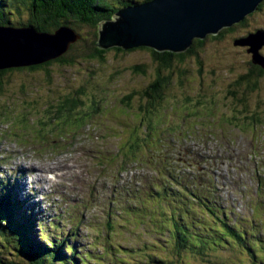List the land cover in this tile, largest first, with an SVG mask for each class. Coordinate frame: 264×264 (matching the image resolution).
I'll return each mask as SVG.
<instances>
[{
    "label": "rangeland",
    "instance_id": "1",
    "mask_svg": "<svg viewBox=\"0 0 264 264\" xmlns=\"http://www.w3.org/2000/svg\"><path fill=\"white\" fill-rule=\"evenodd\" d=\"M96 1L108 4L106 15L109 16L99 15L94 19L109 20L116 11L125 7L121 3L144 0ZM6 2L10 8L13 1ZM69 20L80 34L81 41H75L78 48L90 46L97 40L99 23L91 26L72 18ZM223 29L216 33L223 31L221 36L216 39L206 36L204 43L195 47L199 53L196 61L201 63V67L194 59L187 57L185 62L175 63L167 70L171 79L164 89L161 106L153 112L148 109L147 114L143 112V115L135 109L140 102L139 92L152 81L156 68L148 47L120 48V52L114 51L117 47L106 49L104 60L98 65L79 55L69 65L61 66L53 62L50 82L46 81L45 73L40 70H13L2 76L0 198L3 194L8 195L12 203L11 211L17 209L20 217L16 211L13 220H7V213L0 219V261H9L20 249L18 242L21 239L14 241L17 238L14 224L20 230L31 222L30 238L33 241L41 244L45 241L52 245L64 240L63 245H73L76 254L83 256L84 262L79 261V264H146L150 255L164 257L170 264H178V260L182 264H264V38L257 49V63L253 62V53L248 52V45L234 43L235 39L254 34L257 29L264 32V3L238 21L233 30ZM254 41L257 43L260 38ZM70 53L74 55L75 51L70 50ZM258 63L262 64L263 69L260 68V75L253 76L247 82L248 85L255 82L256 86L247 97L246 106L242 108L238 102L226 99V93L231 88L228 84L238 74H246ZM141 64L145 65L144 74L132 69L133 65ZM167 71L165 75H169ZM81 84L85 85L81 100L85 104L98 101L96 106L102 107V113L79 120L85 125L77 130L73 139L54 143L56 152L51 151L50 147L46 148V145L38 146L37 140L28 135L32 127H40L43 136H49V140L63 133L60 122L42 118L38 113L31 115L32 110L22 109L24 103L33 101L32 106L37 107L49 99L75 90ZM130 91H137L132 113L138 116L127 115L121 110L127 107L120 102V98ZM202 95L206 98H201L200 102L194 98ZM185 96L189 100L186 101ZM138 118L140 127L135 123ZM63 126L68 128L71 125L65 123ZM131 130V141L138 139L136 146L144 140L149 145L137 150L136 157L123 165L117 150L123 148L127 152L122 140ZM182 146H195L193 149L186 148L188 155L185 158L188 156L186 159L189 163L179 156ZM215 149L219 150L216 168V165H210L208 159ZM147 156L155 157L158 161L166 156L160 168L163 165L171 174L166 175L163 182L175 181L178 172L185 182H190L195 174L201 180H208L210 168H215L217 185L222 194L219 212L227 215L231 223L235 220L234 226L239 232H244L242 240H224L223 247L205 248L206 256L192 254L186 247L174 251L172 245L179 239L173 240L169 235L171 232L168 231L171 229L173 232L175 226L168 218H150L158 221V229L145 223L139 225L138 215L126 216L117 204L110 201L104 206L110 194L113 196V193H117V179L119 182L125 181L131 173L153 176V171L142 163ZM190 156L196 158L197 164ZM249 162L251 166H248ZM254 165L259 167V176ZM188 166L192 171L183 172ZM122 168L128 170L116 176V171ZM77 174L82 177H76ZM63 178L68 181L63 182ZM15 185L21 186L15 194L17 198H14L13 192ZM14 202L17 203L16 208ZM127 205L123 203L122 206ZM143 213L146 215V212ZM204 215L191 213L188 221H191L194 229L203 230L200 219ZM213 225L214 222H207L206 226ZM153 228L159 233L154 232ZM40 236L44 241L39 239ZM225 237L229 238L230 235L225 232ZM187 238L189 235L185 234L183 244L191 247L192 243ZM1 249H8L5 258ZM61 251L66 258L71 257L63 247ZM23 253L17 254L23 258L19 262L29 264L24 260Z\"/></svg>",
    "mask_w": 264,
    "mask_h": 264
},
{
    "label": "trees",
    "instance_id": "2",
    "mask_svg": "<svg viewBox=\"0 0 264 264\" xmlns=\"http://www.w3.org/2000/svg\"><path fill=\"white\" fill-rule=\"evenodd\" d=\"M6 1H13L11 7L8 8ZM145 1V0H144ZM144 1L139 2H129L127 1L123 6H128V4L138 5ZM264 1V0H262ZM261 1V2H262ZM260 2V3H261ZM259 3V5H260ZM108 4L104 1L97 2L96 0H0V25L4 26H14V27H22V26H32L36 31L41 32H53L58 27L64 25L72 28L79 36V32L75 30L71 21L77 20L81 23L89 24L91 26L97 25L102 19H94V17L99 15L109 16L106 13L109 11ZM97 12V13H96ZM113 15V14H112ZM244 21H242L243 23ZM233 26L226 27L223 30H233ZM259 30V29H257ZM256 30V31H257ZM223 31L219 34L215 35H207V38L216 39L219 35L221 36ZM242 37V36H240ZM79 39V38H78ZM204 39H193L191 46L187 48L185 51L179 53H172L169 51L157 52L151 48H148L150 52V56L152 60L156 64L155 73L153 75L152 81H150L147 87L139 92V99L135 109L139 112H143L147 114L148 109L151 112L156 111L157 108L161 106V101L164 98V89L168 87L171 79L170 73L167 71L172 67L173 64H181L185 62L186 58L194 59V61L198 60L199 53L196 46H201L204 43ZM81 38L77 41L80 42ZM236 41V39H235ZM76 42V43H77ZM96 39L91 43L90 46L80 47L78 48L75 42L71 43L68 50L64 52L61 56L56 59L49 60L47 62L24 67V68H10L0 70V87H1V78L2 76L10 71L23 70L28 69L30 71L40 70L45 73V79L47 82L51 81L52 78V70L50 66L53 62H57L61 66L69 65L75 62V56H83L85 59H89L93 61L96 65L103 62L104 54L107 52L106 50L99 49L96 47ZM144 48V47H140ZM116 52H120V48H114ZM70 50H74L75 54L72 55ZM101 61V62H100ZM198 67H201V63L196 61ZM255 67L249 69L247 73L238 74L232 81V83L228 84V87H231L226 93V99L229 98L231 101L238 102L242 108L246 106L248 102L247 97L254 91V87L256 86L255 82H251V85H248V81L253 76H258L262 72L261 64H254ZM262 68V69H260ZM132 69L145 73V65H133ZM257 70V72H256ZM168 72L169 75H165L164 72ZM200 71V69H199ZM248 82V83H247ZM180 84V83H179ZM85 85L81 84L76 87L75 90L69 91V93L58 96L55 99H49L47 102H44L41 105H36L37 107H33V101H27L24 103L22 109L24 111L32 110V114L38 113L42 118H48L53 120L54 122H60V131L63 132L55 137H51L49 140L47 137L43 136L41 133L40 127H32V131L28 133V135L33 136L37 140V145L42 146L46 145V148L51 149V151L56 152V144L57 142H61L67 140L68 138L73 139V136L77 135V130L80 129L81 126L85 125V123L78 122L83 119L85 116L91 117L92 114L98 115L102 113V107H97L98 101H92L87 104L81 100V94L85 91ZM1 92V88H0ZM25 92V90H22ZM137 91H130L120 98V102H122L127 108H121L122 111L126 112L127 115L131 114L133 110V98ZM184 97V96H183ZM200 102L201 98H206V96H194ZM186 101L189 100V97L184 98ZM189 103V102H188ZM27 104V105H25ZM190 104V103H189ZM34 110V111H33ZM243 110V109H242ZM30 115V116H31ZM138 116V115H134ZM196 116V115H195ZM28 117V116H27ZM68 120H64L67 119ZM34 119V118H33ZM213 120V117L211 118ZM218 118H215V120ZM20 120V117L19 119ZM28 120V119H27ZM139 118L135 121V123L140 127ZM14 123V121H13ZM65 123L71 125L68 128H64L66 126ZM36 127V128H35ZM74 132V133H73ZM132 130L127 133L126 138L122 140L125 142V146H127V152L125 153L120 148H118V155L120 158V162L125 165L131 158L134 159L137 155V150L142 148L145 145H149L147 140H144L143 143H140L136 146V142L138 139L131 141ZM74 134V135H73ZM152 135V134H151ZM52 136V135H51ZM92 136V135H91ZM61 140V141H59ZM135 141V142H134ZM121 142V144H122ZM35 146V144H31ZM83 146H85L82 143ZM139 146V147H138ZM36 147V146H35ZM122 147V146H121ZM151 147V145H150ZM187 149H193L194 147H181V153L179 156L185 157L187 154ZM89 152V151H88ZM219 153L218 149L213 150L212 154L209 156L210 165L214 166L217 164V155ZM88 156V154H86ZM123 155V156H122ZM61 156V155H60ZM177 156V158H179ZM90 159V156H88ZM150 159V160H149ZM166 159V156L162 157V160H156L155 157L147 156L143 164L147 165L154 173L153 176L147 175H138L135 173H131V175L127 178V180L117 183V193H113V196L110 194V198L108 202L104 203V206L109 204V201L113 204H117L118 209L126 216L138 215L140 217V224H149L151 226H157L158 221L150 219L151 217L158 216L159 218L166 217L168 220L175 226L174 231L170 229L168 231L171 232L169 235L174 241L172 247L173 250L179 251V248L186 247L187 250H190L192 254H199L201 256H206L204 249L210 250L213 249L214 246L223 247L224 240H232V241H241L244 237V232H239V229L234 226L235 220L233 223L227 220V215H223V213L219 212L222 203V194L220 192V187L217 185L218 175L215 170L218 165L215 166L214 169L210 168V175H207L208 180H201L198 174L192 175L190 178V182H185L184 177L178 174L175 175L176 180H165L163 179L166 175L171 174V171H167L164 169V166L160 168L163 161ZM190 159H194V164H197L196 158L190 156ZM185 160L189 163V161L185 158ZM156 164V165H154ZM248 166H251L250 162ZM253 168L258 172L259 167L254 165ZM127 168H122L116 171V176L122 172H126ZM214 170V172H213ZM192 171L189 167L186 168L183 172ZM157 175V176H156ZM178 175V176H177ZM259 176V172L257 173ZM143 178V179H142ZM180 181H178V180ZM119 182V183H118ZM197 183V185L194 184ZM124 183V184H123ZM150 183V184H149ZM131 186H130V185ZM188 185L192 186L189 187ZM120 187V188H119ZM128 187V188H127ZM135 187V188H134ZM171 187V188H170ZM112 188L114 185L112 184ZM124 188V190H123ZM131 188V189H130ZM129 190V191H128ZM123 191V193H122ZM148 191V193H147ZM121 192V193H119ZM152 192V193H151ZM159 192V193H158ZM126 193V195H124ZM197 196V197H196ZM14 198H17L14 194ZM152 198V199H151ZM124 204H128L127 207L122 206ZM189 203V204H188ZM11 200L8 195H2L0 198V219H3V215L7 213L8 219L13 220L14 216L17 215L20 217L18 210H13L10 208ZM133 204V205H132ZM17 203L14 202V206L16 208ZM126 206V205H125ZM135 206V208H133ZM256 207V206H255ZM139 210V211H137ZM141 211V212H140ZM146 212V215L143 213ZM191 213H205V215L200 219L202 225L204 226L203 230H196L192 226L191 221H188ZM2 216V217H1ZM148 217L149 219H146ZM207 222H214L213 226H206ZM27 224V225H26ZM22 226V229H18L16 223L14 224V232L17 237L14 241L21 239L18 244L20 249H18L17 254H21L26 258V263L29 264H79V261L84 262L82 255H77L75 248H72L73 245L67 246L63 245L64 241H60V244H52L46 243L42 236L39 239L44 241V244H41L37 241H33L30 238V231L33 224L31 222H27ZM38 225V224H37ZM20 226V225H18ZM29 227V228H28ZM159 229V227H158ZM153 231L159 233L157 229L153 228ZM225 232L230 235L229 238L225 237ZM163 234V233H161ZM185 234L189 235L187 238L192 246L183 244L185 239ZM205 236L207 238L200 236ZM169 236V237H170ZM234 239V240H233ZM206 245V246H205ZM212 245V246H211ZM57 246V247H55ZM63 247L65 253L69 252L71 257L66 258L64 253H62L61 248ZM68 247V248H67ZM2 256L5 258V252L8 249H1ZM134 250V249H131ZM52 253H51V252ZM129 253L133 251H128ZM17 254H14V257L7 262L0 261V264H22L19 260L20 258ZM88 259V258H87ZM170 264L169 260L165 259L161 256L150 255L146 264ZM178 264H182L178 260Z\"/></svg>",
    "mask_w": 264,
    "mask_h": 264
},
{
    "label": "water",
    "instance_id": "3",
    "mask_svg": "<svg viewBox=\"0 0 264 264\" xmlns=\"http://www.w3.org/2000/svg\"><path fill=\"white\" fill-rule=\"evenodd\" d=\"M261 1L145 0L138 5L125 6L111 19L100 21L95 45L103 50L148 47L157 52L179 53L189 48L193 39L215 35L236 24ZM78 38L72 28L64 25L53 32H39L32 26L0 25V70L56 59ZM258 38L260 41L256 43L254 40ZM263 38L264 32L257 30L234 43L248 45L247 50L253 53V62L257 63V49Z\"/></svg>",
    "mask_w": 264,
    "mask_h": 264
},
{
    "label": "bare ground",
    "instance_id": "4",
    "mask_svg": "<svg viewBox=\"0 0 264 264\" xmlns=\"http://www.w3.org/2000/svg\"><path fill=\"white\" fill-rule=\"evenodd\" d=\"M184 111V110H183ZM185 116V115H184ZM186 120H187V118H186ZM185 132V131H184ZM74 133V132H73ZM174 134V133H173ZM56 135V134H55ZM74 135V134H73ZM176 135H178V134H176ZM184 135V134H183ZM174 136V135H173ZM102 137V136H101ZM185 137H186V135H185ZM189 137V136H188ZM99 138V137H98ZM161 138V137H160ZM75 140V139H74ZM73 141V140H72ZM74 142V141H73ZM76 142V141H75ZM168 143V142H167ZM152 144V143H151ZM175 145V144H174ZM191 146V145H190ZM195 147V146H194ZM167 152V151H166ZM190 152V151H189ZM87 153H85V155H86ZM171 154V153H170ZM123 156V155H122ZM233 156V155H232ZM112 157V156H111ZM168 157V156H167ZM188 157V156H187ZM186 157V158H187ZM195 157V156H194ZM185 158V157H184ZM202 159V158H201ZM200 159V160H201ZM209 159V158H208ZM150 160V159H149ZM194 160V159H193ZM192 160V161H193ZM205 160V159H204ZM184 162V161H183ZM173 163V162H172ZM192 163V162H191ZM119 164H121V163H119ZM154 165H156V164H154ZM59 167H60V170H62L61 168V166L59 165ZM189 167V166H188ZM66 170V169H65ZM203 170V169H202ZM23 172H25V171H23ZM48 172V171H47ZM66 172H67V170H66ZM196 172H197V170H196ZM204 172V171H203ZM50 173H52V172H49V174ZM62 173V172H61ZM153 173V172H152ZM53 174V173H52ZM23 175V174H22ZM154 175V174H153ZM157 176V175H156ZM174 176V175H173ZM178 176V175H177ZM76 177H82V175H76ZM234 177V176H233ZM61 178V177H60ZM232 178V177H231ZM236 178V177H235ZM64 179V178H63ZM143 179V178H142ZM259 179V178H258ZM65 181H68V180H66V179H64L63 180V182H65ZM259 181V180H258ZM53 182V181H52ZM121 182V181H120ZM180 182V181H179ZM229 182V181H228ZM47 183V182H46ZM119 183V182H118ZM124 184V183H123ZM150 184V183H149ZM237 184V183H236ZM260 185H262L261 183H259ZM130 185V184H129ZM131 186V185H130ZM21 188V186L19 185H15V188H14V194H17L18 192H19V189ZM23 188V187H22ZM120 188V187H119ZM128 188V187H127ZM135 188V187H134ZM171 188V187H170ZM263 188V187H262ZM131 189V188H130ZM123 190H124V188H123ZM6 191V190H5ZM129 191V190H128ZM9 192V191H8ZM37 192V191H36ZM7 193V192H6ZM119 193H121V192H119ZM122 193H123V191H122ZM147 193H148V191H147ZM152 193V192H151ZM159 193V192H158ZM4 195V194H3ZM124 195H126V193H124ZM127 196V195H126ZM91 197V196H90ZM197 197V196H196ZM93 198H95V197H93ZM152 199V198H151ZM91 204V203H90ZM133 205V204H132ZM35 206V205H34ZM39 215V214H38ZM29 217V216H28ZM105 217V216H104ZM108 217V216H107ZM107 217H106V219H107ZM96 218V217H95ZM100 219H101V221H102V218L100 217ZM108 220V219H107ZM124 220V219H123ZM100 221V222H101ZM35 222V221H34ZM103 222V221H102ZM131 222H133V221H131ZM135 222V221H134ZM130 224V223H129ZM132 224V223H131ZM27 225V224H26ZM102 225H103V223H102ZM37 227H38V225H37ZM76 227H77V225H76ZM77 229V228H76ZM98 229V228H97ZM81 230V229H80ZM78 231V230H77ZM77 235V234H76ZM151 236V235H150ZM156 237V236H155ZM64 241V240H63ZM51 252V251H50ZM52 253V252H51Z\"/></svg>",
    "mask_w": 264,
    "mask_h": 264
},
{
    "label": "flooded vegetation",
    "instance_id": "5",
    "mask_svg": "<svg viewBox=\"0 0 264 264\" xmlns=\"http://www.w3.org/2000/svg\"><path fill=\"white\" fill-rule=\"evenodd\" d=\"M264 3V1H262L261 3H260V5L259 6H261L262 4ZM236 24H234V26H235ZM233 26V25H232ZM231 27V26H230Z\"/></svg>",
    "mask_w": 264,
    "mask_h": 264
}]
</instances>
